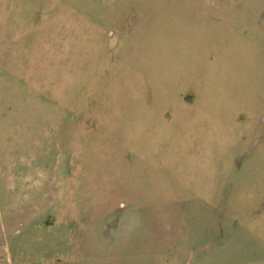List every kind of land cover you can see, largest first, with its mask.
Returning a JSON list of instances; mask_svg holds the SVG:
<instances>
[{"label": "rangeland", "instance_id": "obj_1", "mask_svg": "<svg viewBox=\"0 0 264 264\" xmlns=\"http://www.w3.org/2000/svg\"><path fill=\"white\" fill-rule=\"evenodd\" d=\"M0 264H264V0H0Z\"/></svg>", "mask_w": 264, "mask_h": 264}]
</instances>
